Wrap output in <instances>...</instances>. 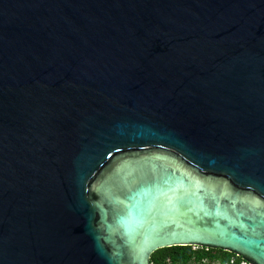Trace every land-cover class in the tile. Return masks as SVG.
I'll return each instance as SVG.
<instances>
[{
  "label": "water",
  "instance_id": "95a60500",
  "mask_svg": "<svg viewBox=\"0 0 264 264\" xmlns=\"http://www.w3.org/2000/svg\"><path fill=\"white\" fill-rule=\"evenodd\" d=\"M264 264V0H0V264Z\"/></svg>",
  "mask_w": 264,
  "mask_h": 264
},
{
  "label": "trees",
  "instance_id": "16d2710c",
  "mask_svg": "<svg viewBox=\"0 0 264 264\" xmlns=\"http://www.w3.org/2000/svg\"><path fill=\"white\" fill-rule=\"evenodd\" d=\"M242 264V258L219 250L193 247H172L156 251L151 256V264Z\"/></svg>",
  "mask_w": 264,
  "mask_h": 264
},
{
  "label": "rangeland",
  "instance_id": "374dc122",
  "mask_svg": "<svg viewBox=\"0 0 264 264\" xmlns=\"http://www.w3.org/2000/svg\"><path fill=\"white\" fill-rule=\"evenodd\" d=\"M205 264H208V263L206 262ZM210 264H220V263H219V261H214V262H212Z\"/></svg>",
  "mask_w": 264,
  "mask_h": 264
},
{
  "label": "built area",
  "instance_id": "2783aa9c",
  "mask_svg": "<svg viewBox=\"0 0 264 264\" xmlns=\"http://www.w3.org/2000/svg\"><path fill=\"white\" fill-rule=\"evenodd\" d=\"M242 264H248V263H246V262H243Z\"/></svg>",
  "mask_w": 264,
  "mask_h": 264
}]
</instances>
